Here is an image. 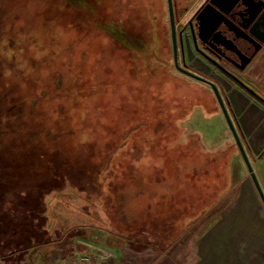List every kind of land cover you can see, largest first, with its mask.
Wrapping results in <instances>:
<instances>
[{
  "label": "rangeland",
  "instance_id": "374dc122",
  "mask_svg": "<svg viewBox=\"0 0 264 264\" xmlns=\"http://www.w3.org/2000/svg\"><path fill=\"white\" fill-rule=\"evenodd\" d=\"M79 1L0 0L1 215L18 214L19 228L12 232L21 242L5 247L1 238L0 264H69L60 259L124 245L187 260L221 204L215 200L232 186L231 151L217 152L223 144L207 146L200 138H220L225 119L209 86L178 72L171 54L159 51L165 0L122 7L137 18L121 39L137 51L113 65L117 72L110 68L111 75L108 63L116 54L99 47L106 41L77 10ZM188 55L186 66L201 71ZM76 72L83 85L73 78ZM66 83L82 89L101 84L82 90L86 98L51 96L53 84ZM16 93L23 99L13 96L7 104L4 98ZM11 148L21 152L11 158ZM30 161L37 169L22 168ZM48 165L52 173L46 176ZM52 175L54 181L47 182ZM9 176L13 185L6 188L17 191L16 214L1 188ZM35 201L37 210L29 212ZM13 248L19 251L8 255Z\"/></svg>",
  "mask_w": 264,
  "mask_h": 264
},
{
  "label": "crops",
  "instance_id": "0c3cea01",
  "mask_svg": "<svg viewBox=\"0 0 264 264\" xmlns=\"http://www.w3.org/2000/svg\"><path fill=\"white\" fill-rule=\"evenodd\" d=\"M243 81L264 98V47L246 68ZM222 83L227 109L264 194V103L238 84ZM219 113L222 115L221 111ZM200 138L207 146L223 144L217 152L231 151L232 186L215 200L221 204L209 214L212 217L195 238L192 254L187 260L176 262L169 257L165 259L163 251L158 254L131 245L78 252L60 260L67 259L69 264H264V205L227 123L216 141H206L201 135ZM192 182L195 188L197 182ZM190 199L202 202L203 198Z\"/></svg>",
  "mask_w": 264,
  "mask_h": 264
},
{
  "label": "flooded vegetation",
  "instance_id": "af4514ba",
  "mask_svg": "<svg viewBox=\"0 0 264 264\" xmlns=\"http://www.w3.org/2000/svg\"><path fill=\"white\" fill-rule=\"evenodd\" d=\"M260 6L259 0H172L178 62L179 58L181 60L179 64L188 68L185 60L190 51L201 71L188 69L212 80L224 92L222 81L230 85L238 84L231 75L243 81L246 68L264 47V42H259L264 39V24L261 25L256 20V12ZM161 33L170 41L168 48L172 56L166 0L165 8L162 5L159 8V35ZM216 40L231 41L232 47L225 49ZM244 62L246 64L241 69ZM225 98L227 99L226 94Z\"/></svg>",
  "mask_w": 264,
  "mask_h": 264
},
{
  "label": "trees",
  "instance_id": "16d2710c",
  "mask_svg": "<svg viewBox=\"0 0 264 264\" xmlns=\"http://www.w3.org/2000/svg\"><path fill=\"white\" fill-rule=\"evenodd\" d=\"M142 2H145L146 4H150L149 0H142ZM78 3H79V6H78L77 10L82 13L83 17H86L88 19V21L91 22L93 27H95L96 32H98L99 34L103 35V39L102 40L106 41L105 44L102 43V42H99L98 43L99 47L104 48V50L105 49L112 50L116 54V57L113 58L112 60H110L109 63H108V67H109L108 68V73L110 74L109 70L111 68L112 69V74H115L117 71L114 69L113 65H115V64L119 65V62H122V59H125V60L129 59L130 54H128V53H130L131 51H133V52L137 51V49L134 48V46L129 45L127 42H125L123 39H121V31H123L126 27L128 28L129 27V23L133 24L134 20L137 18L132 12H124L123 13L121 11L122 7L124 9H125V7L129 8V7L133 6L136 3V1L135 0H80ZM119 11H121V13H119ZM143 11H144V9H143ZM117 12H118V15L116 14ZM144 13H145V11H144ZM144 18H145V16H144ZM145 19H147V17ZM145 19H143V21ZM159 36H160L159 37V41L163 42V44L159 46V51L168 54L169 53V48H168L169 44L166 43V42H168V39L166 38L164 33H161V35H159ZM100 37H102V36H100ZM113 42H115V43L118 42L120 44V46H116ZM138 49H140V48H138ZM53 53H54V51H53ZM80 74L81 73L76 72V73L73 74L74 77L73 76L72 77L75 79V81L79 80L78 81L79 85H83L84 79H82ZM78 84L75 86L74 83L73 84L66 83L65 87L60 86V85L59 86H57V85L55 86L53 84V86L51 87V90H50L51 91V96L63 97L64 95L67 96L69 94H72L73 96L82 97L81 95L84 94V97L86 98V97H89V94H87V93H83L82 94L81 93L82 90H84V89H85V91L91 90V92H92L93 91L92 88L95 90V88H98L100 86L99 84H101V83H98V84H96V83L94 84L93 83L95 85V86L93 85V87H90V86H92V84L89 83V85H85V88L83 87V89H82V87L78 86ZM27 85L28 84H26L24 86V90L25 91L28 90V88H29ZM20 93H16V95L13 94L12 97L8 96L7 98H4V100H6L7 104H8L10 99L14 98L13 96H20L21 97L22 95ZM86 95H88V96H86ZM38 96H39V94L34 93V99L37 98ZM21 99H23V96H22ZM9 150H11V153H9V152H6V153L11 158L16 156L15 155L16 153L18 154V153L21 152L20 150L15 151L12 148L9 149ZM44 152L46 153V148H45L44 151L42 149L36 151L35 154L36 155L38 154L37 157H41L42 158V156H44ZM20 160H22V159H20ZM22 163H24V164H22L23 165L22 168H24L25 170L34 169L32 167H35V169H37L36 168L37 166L34 165L35 162H31L30 161V162H22ZM39 164L44 165V163H41V162L40 163H36V165H39ZM5 165H6V170L9 169V171H11L12 168H9L8 166H10V165L14 166V164L12 162L5 163ZM41 167H44V166H41ZM48 167H49V165H48ZM48 167L44 168L45 170L47 169V172L44 170V172H46L45 173L46 176H47V173L48 174L52 173V166H50L49 168ZM33 171H31V173ZM8 178H7V180H5L6 179L5 178L3 180V182H1V184H2L1 188L5 187L4 191H3L4 192L3 193L4 196L5 195L6 196H11L12 201L16 202V199H13V197H15V195L17 194V191L14 190V189H11V188L10 189L6 188V187H9L10 184H11V186L13 185L12 178L10 176ZM37 178L38 177H36V179ZM53 178H55V177L52 175V177L49 178L50 181L47 180V182H49V183L53 182L54 181ZM17 180L19 182V179H17ZM39 180H40V178H39ZM25 183L26 184H29V183L32 184L33 182L31 180H28V181L26 180ZM34 185L43 186L41 184L37 185L36 183H34ZM14 202H12V209H13L12 213L16 214V213L20 212V210L18 209V206L16 205L17 202L16 203H14ZM36 202L37 201H35L34 208H31L32 206L31 207H27L29 209V212L30 211L34 212V211L37 210V205H36L37 203ZM3 210H4L3 205L0 202V211H1V213H0V232L2 231V233L7 235V236H3L4 234L0 233V240H1L2 237L4 239L2 241V245L3 246L5 245V247H11L12 245H14V243H16V245H20L21 242H20V239H18L19 238V233H15L17 235H15V237H14V234L12 232V230H14V229H16V227H18L17 226L18 224L15 222V220H17L16 219V215H17V218L19 216H18V214L11 216L10 215L11 211L5 213L6 215H1L3 212H5ZM17 210H18V212H17ZM14 212H16V213H14ZM26 225L29 227L30 223H28ZM4 227L9 232L4 230ZM8 234H9V236H8ZM10 234H13V235L10 236ZM21 234L23 236V234H27V233L23 232ZM25 238L27 239L28 237H26V235H24V237H22V240L25 239ZM5 247H4V249H5ZM18 251H19V249L13 248L12 250H9V252L7 254L8 255L11 254V253L14 254L15 252H18Z\"/></svg>",
  "mask_w": 264,
  "mask_h": 264
},
{
  "label": "water",
  "instance_id": "95a60500",
  "mask_svg": "<svg viewBox=\"0 0 264 264\" xmlns=\"http://www.w3.org/2000/svg\"><path fill=\"white\" fill-rule=\"evenodd\" d=\"M167 1V7H168V12H169V19H170V27H171V45H172V59H173V64L175 69L202 83H205L209 86V88L211 89L212 93L214 94V97L217 101V104L220 108V111L222 112V115L227 123V127L229 129V131L231 132V135L235 141L236 147L249 171V174L254 182V185L259 193V196L263 202L264 205V194L262 192V189L259 185V182L255 176V173L253 171V168L250 164L249 158L247 156V153L243 147V144L241 142V139L237 133L236 127H235V123L233 122V119L231 118L229 111L227 109L225 100L223 99L217 85L210 79L189 70L188 68L182 66L181 64H179L178 62V53H177V41H176V36H175V24H174V19H173V9H172V0H166ZM259 2L261 3V5H264V0H259ZM246 4V3H245ZM260 6L256 12V20L260 21V24L263 25L264 24V7ZM213 27H215V25H213ZM259 42L263 43L264 39L260 40ZM216 43L219 44V46L224 47L225 49H229L230 44L232 43L231 41L228 40H216ZM246 62L242 63L241 65V69L244 68ZM218 67H220L221 69H223L220 65H217ZM224 70V69H223ZM232 78L234 79V81H236L240 86H242L243 88H245L250 94H252L253 96H255L257 99H259L261 102L264 103V98L261 97L258 93H256L253 89H251L249 86H247L243 81H241L240 79H238L237 77L231 75Z\"/></svg>",
  "mask_w": 264,
  "mask_h": 264
}]
</instances>
